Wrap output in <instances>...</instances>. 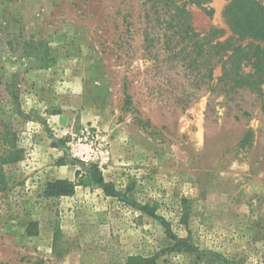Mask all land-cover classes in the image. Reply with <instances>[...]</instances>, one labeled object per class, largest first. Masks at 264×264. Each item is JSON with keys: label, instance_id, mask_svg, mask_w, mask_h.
I'll return each instance as SVG.
<instances>
[{"label": "rangeland", "instance_id": "obj_1", "mask_svg": "<svg viewBox=\"0 0 264 264\" xmlns=\"http://www.w3.org/2000/svg\"><path fill=\"white\" fill-rule=\"evenodd\" d=\"M185 1L0 0V264H264V57Z\"/></svg>", "mask_w": 264, "mask_h": 264}, {"label": "trees", "instance_id": "obj_2", "mask_svg": "<svg viewBox=\"0 0 264 264\" xmlns=\"http://www.w3.org/2000/svg\"><path fill=\"white\" fill-rule=\"evenodd\" d=\"M162 1V0H160ZM168 3L179 12L181 16L185 11V0H179L180 5L176 3L178 0H167ZM208 0H188L187 2L194 3L197 5H202L203 3L207 2ZM224 15L226 17L227 23L233 33L239 35V37H250L252 41H256L259 44L256 45V59H259L261 55L264 57V7L260 5L256 0H231L229 4L226 6ZM227 41L217 42L215 46H220L225 51L228 49L225 44ZM24 49L27 55L33 54L34 56L38 57L39 53H34V47L31 45L24 43ZM226 47V48H225ZM232 54L228 57L233 56L236 52L239 51L240 47H231ZM38 55V56H37ZM43 66L47 65V53L46 51L43 52ZM7 130L2 131L0 136H2V140L6 141L7 138ZM13 160L17 159L16 155H13ZM92 179L96 182L107 194H112L113 187L110 183H105L101 173L94 168L92 170ZM75 183L71 182L66 179H57L52 182H48L45 189V194L47 196H61V195H70L74 191ZM150 215H153L146 207L143 209ZM131 264H155L153 258H143L137 257L132 258L129 261ZM129 263V264H130Z\"/></svg>", "mask_w": 264, "mask_h": 264}]
</instances>
